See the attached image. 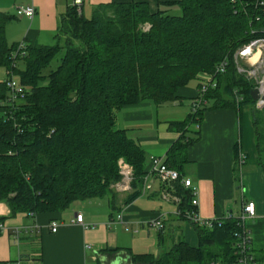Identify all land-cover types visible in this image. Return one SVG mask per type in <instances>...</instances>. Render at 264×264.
<instances>
[{
  "label": "trees",
  "instance_id": "obj_1",
  "mask_svg": "<svg viewBox=\"0 0 264 264\" xmlns=\"http://www.w3.org/2000/svg\"><path fill=\"white\" fill-rule=\"evenodd\" d=\"M12 18L0 13V67L8 72L0 82V203L11 215L64 213L76 202L105 198L114 208L111 191L121 179V159L134 173L124 205L138 199L150 172L142 147L117 126L119 113L144 102L178 101L179 91L201 75L214 77L217 87L177 129L184 133L193 124L200 126L208 100L216 107L251 105L257 147L264 155V109L255 108L254 86L234 64L239 48L264 38V0H180L160 3L156 13L147 3L112 2L95 7L90 19L74 4L61 19L54 45L24 43L26 54L17 58L13 55L21 44L10 45L6 38ZM146 24L149 31L143 29ZM224 60L226 72L216 75ZM14 75L19 94L7 85ZM197 141L182 135L164 164L183 175L186 150ZM161 185L181 199L179 217L186 220L191 191L180 181L171 188ZM193 225L198 248L173 237L158 257L121 251L132 264L233 259L236 221L213 229Z\"/></svg>",
  "mask_w": 264,
  "mask_h": 264
},
{
  "label": "crops",
  "instance_id": "obj_2",
  "mask_svg": "<svg viewBox=\"0 0 264 264\" xmlns=\"http://www.w3.org/2000/svg\"><path fill=\"white\" fill-rule=\"evenodd\" d=\"M71 1L0 0V13L13 17L6 28L7 42L10 45H54L61 19L75 0ZM178 1L82 0V9L93 12L102 4L136 2L147 3L151 13H156L160 3ZM27 6L35 8L32 20L19 13V7ZM0 75L8 77V72L0 67ZM203 77L205 75L181 89L178 101L160 106L144 102L121 110L117 126L142 147L148 172L155 159H167L171 147L182 135L198 138L186 150L187 163L182 173L199 189V215L204 219L223 220L230 214H239L244 203L253 202L256 217L249 222V228L254 252L259 263L264 264V155L259 154L257 147L254 107H216L214 100H208L200 126L193 124L184 133L177 129L193 114L192 104L199 96ZM6 80L0 79V82ZM147 187L143 188L142 196L127 205L124 200L129 192L116 196L114 208L105 198L106 205L99 217L91 213L94 204L86 211L74 210L73 214L68 209L67 213L32 218L25 214L13 216L9 207L0 203V219L3 220L0 264H132L121 250L158 257L164 248L172 245L173 237L198 248L200 239L195 226L179 217L177 204L163 199L162 185L154 174L147 177ZM77 214H82L85 222L95 228L85 230L74 224ZM120 215L124 223L118 222ZM153 220L163 222L164 234L148 227ZM53 223L59 225L56 233L50 229ZM17 229L22 232L19 240L12 234Z\"/></svg>",
  "mask_w": 264,
  "mask_h": 264
},
{
  "label": "built area",
  "instance_id": "obj_3",
  "mask_svg": "<svg viewBox=\"0 0 264 264\" xmlns=\"http://www.w3.org/2000/svg\"><path fill=\"white\" fill-rule=\"evenodd\" d=\"M74 4L78 6L79 11H81L82 0H75ZM18 10L21 15L25 16L29 20H32L35 16V8L32 6L19 7ZM150 27V25H147L144 28V31H149ZM25 50L26 45L22 43L19 47V51H17L13 55L14 58H17V56L24 57L26 54ZM234 63L236 65L235 67L237 73L243 76L248 82H251L254 86L253 90H257L258 92V99L255 101V108L257 110L264 109V38L254 39L239 48L234 56ZM227 67L228 62L227 60H224L216 68V75L224 74ZM7 85L13 94L20 93V88L14 81L13 77H11V80L7 83ZM216 87L217 82L214 77L207 75L203 77L199 89V96L192 104L193 113H196L199 108H201L204 103L203 99L210 88ZM119 164H122V161ZM124 167L127 173H123V175L128 178V176L131 174V170L129 169L128 165H124ZM150 174H154L161 184L166 185L170 188L174 183L180 181L186 189L191 191L192 209L191 211H187L185 213L184 218L186 219V221L206 229H213L216 225L221 226L222 222H224L225 220H233L237 222V230L234 232L233 236V259L229 262L223 260H213L209 264H260L253 249V237L252 232L249 228V222L256 217V208L253 202L244 203L242 211L239 214H230L226 219H204L199 215L198 212L200 192L191 180L185 178L177 171L170 169L167 165L164 164V161L160 159H155L153 161ZM145 189H148V187L146 188V184L144 190ZM162 193L163 199L165 201L172 202L177 205L180 204L181 199L179 197L165 191H162ZM178 215H181L180 211L178 212ZM118 222L124 223L122 215L118 217ZM74 224L82 226L85 230L95 228V226L89 225L85 222L82 214L76 215ZM112 224H114V221L110 223V225ZM148 227L157 231L165 230V225L161 220H153L149 222ZM50 229L52 233H56L59 230V225L57 223H53L50 226ZM2 230L3 228L1 225L0 232H2ZM21 233L22 232L18 229L12 232L16 240H18L19 234Z\"/></svg>",
  "mask_w": 264,
  "mask_h": 264
},
{
  "label": "rangeland",
  "instance_id": "obj_4",
  "mask_svg": "<svg viewBox=\"0 0 264 264\" xmlns=\"http://www.w3.org/2000/svg\"><path fill=\"white\" fill-rule=\"evenodd\" d=\"M84 15H85L86 18L90 19L92 17V11L89 10L88 8H85L84 9ZM147 25H149V24L144 25L143 26V29ZM243 66H245V65H243ZM21 67L22 66H20V68ZM1 70H3V69H1ZM1 76L2 75H0V79H4V78L5 79L6 78L8 79L7 76H2V77ZM12 77H13L14 81L18 84L19 77L17 75H14ZM121 161H122V164H119ZM119 163H118V170H119V175H120L121 179H120V181L118 183H116L115 185H113V187H112L113 190L111 191V195H115V196L119 195L122 192H131V190H132L131 188H132L133 176H134L133 168L131 167L130 164H128L127 162H125V160H123V159H121L119 161ZM124 165H128L129 169L131 170V174L128 176V178L123 175V173H127L125 171ZM91 204H94L91 207V209H90L91 210V213L93 215H96L97 217H99L100 211H103L104 210V206L106 205L105 199L103 201H101L100 199L95 200V201L94 200L93 201L90 200V201H86V202L85 201H79V202L74 203L70 207L69 211H71L72 214L74 213V210L86 211V210H88L90 208L89 205H91ZM67 211L65 213H67ZM68 215H69V213H68Z\"/></svg>",
  "mask_w": 264,
  "mask_h": 264
},
{
  "label": "water",
  "instance_id": "obj_5",
  "mask_svg": "<svg viewBox=\"0 0 264 264\" xmlns=\"http://www.w3.org/2000/svg\"><path fill=\"white\" fill-rule=\"evenodd\" d=\"M251 97H252V99H253L254 101H256V100L258 99V92H257V90H253V91L251 92ZM114 264H118V263L115 262Z\"/></svg>",
  "mask_w": 264,
  "mask_h": 264
}]
</instances>
